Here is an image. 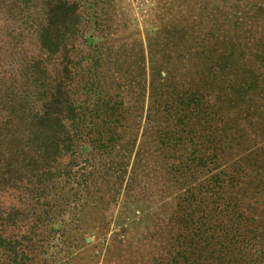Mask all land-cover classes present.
I'll return each mask as SVG.
<instances>
[{
  "label": "trees",
  "instance_id": "16d2710c",
  "mask_svg": "<svg viewBox=\"0 0 264 264\" xmlns=\"http://www.w3.org/2000/svg\"><path fill=\"white\" fill-rule=\"evenodd\" d=\"M113 3L0 0V264H51L57 235L87 233L65 224L71 204L101 172L121 188L130 163L126 193L156 180L169 213L118 264H264V0L181 1L193 24H158L136 51L107 41ZM136 52L139 73L113 78Z\"/></svg>",
  "mask_w": 264,
  "mask_h": 264
},
{
  "label": "rangeland",
  "instance_id": "374dc122",
  "mask_svg": "<svg viewBox=\"0 0 264 264\" xmlns=\"http://www.w3.org/2000/svg\"><path fill=\"white\" fill-rule=\"evenodd\" d=\"M181 1L187 3V0L186 2L185 0H114L113 7L104 17L102 27L109 45L114 49H135L136 51L141 42L146 48L148 47V32L158 24H162L161 29L165 28L163 30L180 19H188L193 24L194 18L189 10L180 6ZM192 1L195 0H189V2ZM104 13H107L106 10ZM157 59L161 60L160 54ZM129 61L132 67L125 66L124 71H133V74L127 75L126 81L121 74L124 59L118 64L120 66L112 70L113 78L124 84L134 75L136 76L140 70V58L137 52ZM161 72L162 77L167 75L164 70ZM183 74L184 70L181 71V75ZM146 76L145 97L141 99L144 100L142 119L136 112L137 120L141 122L139 130L137 129V146L144 132L147 114L151 109V99L155 94L151 80H159V75L153 68ZM159 81L162 83L164 80ZM134 86L136 89L131 92L128 85H124L116 92L122 93L128 107L138 110L136 98L139 97V89L136 85ZM143 102L140 101V103ZM261 141L262 139L258 140V142ZM131 169L132 163L127 167L123 186L117 190L112 189L113 184L108 183L111 175L107 176L104 172L99 173L95 177L97 180L93 188L94 195L88 198L86 194H82L81 199L71 204L68 213L64 216L65 224H73L74 227L82 228L84 224L87 233L81 234L75 241L71 237L63 239L57 235L51 242L50 252L46 255L51 264H118L122 258L131 257L133 259L138 254L144 255L148 252L147 232L153 229V225L163 224L164 217L169 213L165 202L170 198L165 193L163 195L156 192V189H159L155 187L156 180L154 183H148L145 194L126 193ZM123 171L121 170L122 174H124ZM102 196L104 197L103 203L97 204ZM125 248L130 250L120 254L121 250L118 249Z\"/></svg>",
  "mask_w": 264,
  "mask_h": 264
}]
</instances>
